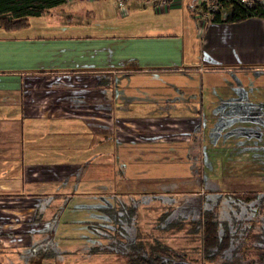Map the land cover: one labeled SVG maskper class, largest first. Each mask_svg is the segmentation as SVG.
<instances>
[{"label": "crops", "instance_id": "1", "mask_svg": "<svg viewBox=\"0 0 264 264\" xmlns=\"http://www.w3.org/2000/svg\"><path fill=\"white\" fill-rule=\"evenodd\" d=\"M206 1L65 0L28 25L0 26V224L11 226L1 233L55 224L60 242L85 237L86 224H109L104 208L118 196L147 194L144 224L141 209L184 193L264 192V183L173 184L191 174V158L208 165L202 181L215 166H250L264 181V131L247 126L264 103V76L237 79L264 75V15L224 20L223 6L207 19ZM171 14L176 28L163 20ZM247 83V93L232 87Z\"/></svg>", "mask_w": 264, "mask_h": 264}, {"label": "trees", "instance_id": "2", "mask_svg": "<svg viewBox=\"0 0 264 264\" xmlns=\"http://www.w3.org/2000/svg\"><path fill=\"white\" fill-rule=\"evenodd\" d=\"M64 1L0 0V26L5 29L23 27L28 25L31 16L39 15ZM224 6L230 9V12L223 17L224 20H239L250 15H264V2L261 0H253L249 5L237 0H224ZM218 17L219 15L215 14L212 19ZM129 196V201L118 196L117 204L110 207V210L118 212V209L123 208L126 211H135L137 214L139 207L143 206L147 194L138 197ZM171 206V201L167 206L166 204L157 206V213L153 219L160 227L157 234H150L148 231L142 232V236L148 237L149 240L141 241V250L138 251L140 264H153V262L158 263L159 261L161 263L174 261L178 264H194L192 260H181L184 257L181 255H185L184 244H181L180 241H178L179 244L168 243L162 239L164 235L181 236L185 242H190L189 248H200L208 264H231L227 260L229 252L235 253L237 248L241 253L247 251L249 241L245 238L253 236L263 238L259 231L262 228H257V232L254 233L250 230L252 224H264V192L259 190L207 192L202 195L200 215L197 217L189 215L168 217L172 210ZM250 210L252 215L248 214ZM132 219L133 217L130 216L124 222ZM160 222H164V224H159ZM240 224L249 225L245 227ZM96 225L101 226L102 224L97 223ZM177 232L179 234H176ZM252 247L257 250L262 248L259 244H252ZM261 251L264 252V250ZM220 257L225 259L218 261ZM232 257L234 258V254ZM133 263V256H128V264Z\"/></svg>", "mask_w": 264, "mask_h": 264}, {"label": "rangeland", "instance_id": "3", "mask_svg": "<svg viewBox=\"0 0 264 264\" xmlns=\"http://www.w3.org/2000/svg\"><path fill=\"white\" fill-rule=\"evenodd\" d=\"M108 4H111L113 1L116 0H107ZM203 3H201L200 7L201 10H203ZM186 7V4H184ZM134 15H137V13L130 11L129 17H132ZM32 19V22L35 20H39L36 18L30 17ZM153 19H151L152 21ZM163 20L167 21V23L170 27L176 28L178 27L181 20H179L177 15L171 14V15H165L163 17ZM56 28V27H55ZM242 73H237V79L239 81H243L245 79H252L253 77L258 76H264L254 73H246L244 75H240ZM264 74V73H263ZM232 79V77H231ZM236 88L237 93H247L252 87L253 84L247 83L245 84H236L235 86H232ZM245 104L248 102H244ZM254 105H258V108L254 111L251 119L253 120V123L251 125H247L248 127L257 128L260 127L262 131H264V103L261 101L254 102ZM238 112V111H237ZM245 112V111H244ZM241 113V112H238ZM261 114V115H260ZM233 117L222 116L220 118V126L227 124L229 120H232ZM258 122V123H255ZM237 129L242 130L245 125L239 124L236 125ZM261 140H258L257 144L264 143V132L259 137ZM258 138V139H259ZM190 152V150H189ZM208 158V157H207ZM190 171L191 174L187 176V174H183V176L180 177L181 180H174L173 184H183L186 182L193 183V184H202L205 188L215 186L217 188H223V189H234L236 187H239L240 185H261L264 183L259 180L260 173H258L254 168L252 171V174L249 172L250 166H244L246 170H238V172H228L224 169H222L221 166H213L212 172L208 174L207 172L203 175L204 180L200 178V168L201 166L203 168L206 167L205 170H207L208 165H200V158L190 159ZM260 167L264 168V159L262 163L260 164ZM215 169V170H214ZM232 173V174H230ZM262 176V175H261ZM252 177V182H250V179ZM264 187V186H263ZM1 192V191H0ZM223 192V190H222ZM228 192V191H227ZM187 193H184L186 195ZM5 196L0 195V200L4 201ZM200 200L201 195L199 192H195L194 195L190 196H175L171 200L172 202V216H180V215H189L193 217H197L200 215ZM168 203V202H167ZM256 206V205H254ZM157 211H154L153 209H141L140 210V216L142 218H151L153 219L155 217V214ZM248 214L252 215L251 210L248 212ZM6 214H0V218H5ZM254 216V214H253ZM133 224H130V232L133 234L135 232V226ZM243 226H248L249 224H240ZM19 226V225H14ZM28 226V225H27ZM144 227L149 228V224H143ZM11 228L9 224H0V242L2 243V247L0 248V261L2 264H80L84 259H89L88 251L84 245L77 243L76 241L71 242L70 245H68L69 250H73L77 252V255H70V253H64L63 251H59L60 248H58V245L52 244L49 245L47 243H44L43 236H46L45 231H41L40 235H36L34 231L31 229H28L27 232H25L21 237L12 238L9 237L1 231H5L6 229ZM257 228H264V224H252L250 225V230L254 233L257 232ZM262 236H264V230L261 229ZM257 237V236H254ZM255 241V240H253ZM76 243V244H75ZM66 246V245H64ZM87 257V258H86ZM98 257L94 256L90 258L91 260H95ZM100 264H117L120 263V260L117 256L114 255H108L104 258V260L99 262Z\"/></svg>", "mask_w": 264, "mask_h": 264}, {"label": "flooded vegetation", "instance_id": "4", "mask_svg": "<svg viewBox=\"0 0 264 264\" xmlns=\"http://www.w3.org/2000/svg\"><path fill=\"white\" fill-rule=\"evenodd\" d=\"M146 199L147 198H145L144 200ZM112 206H115V204L109 205L104 208V215L107 216L109 224H104V222L101 223V221H92L89 224H86L87 226H85V229H83V231L87 233L85 237H77L72 239L68 238L60 242L56 237H52L53 228L55 224H31L29 229L34 231L36 235H40L41 231H45L47 235L43 236L45 241L44 243H47L49 245L56 244L58 245V248H60L59 251H63L64 253H70V255L78 254L77 252L68 249L67 246L70 245L71 242L76 241L77 243L84 245L86 248H88L87 251L89 252V259L86 257L87 259H84L80 264H100L99 262L104 260V258L108 255L117 256L120 260V263L117 264H128V256H133V264H140L138 251L141 250V241L149 240L148 237L142 236V232L148 231V233L150 234H157L159 232L160 227L155 221H153L154 218H145L144 224H149V228H146L143 226V224H137L139 219V211L136 214L135 211L130 212L131 210L126 211L122 208L123 210L118 209V212H116L112 209L110 210V207ZM130 216H132L133 219L128 222H124ZM171 216L172 210L168 217ZM97 223H100L102 225L98 226L96 225ZM130 224H133L135 226V232L133 234H131L130 232ZM159 224H164V222H160ZM262 229L264 230V228ZM176 234H179V232H177ZM162 239L164 241H167L168 243L174 244H179L178 241H180L181 244L185 245V255H181V257L184 256L181 258V260H192L194 264H208L207 259L203 257L202 250L198 247L189 248L188 244L190 242H185V239H183L181 236L174 237L173 235L169 234L168 236L164 235ZM245 239L249 241V247L247 248V251L241 253L240 249L237 248V251L235 253L229 252V255L227 254V260L231 262V264H264V252L261 251L264 250V236L263 238L253 236ZM175 240H177V242H175ZM252 244L261 245V250L253 248ZM1 247L2 243L0 242V248ZM233 254L234 258L232 257ZM94 256L98 258L95 260H91L90 258ZM224 259L225 258L220 257L218 261H222ZM0 264H2L1 261ZM153 264L178 263L174 261H166L164 263H161V261H159L158 263L153 262Z\"/></svg>", "mask_w": 264, "mask_h": 264}, {"label": "built area", "instance_id": "5", "mask_svg": "<svg viewBox=\"0 0 264 264\" xmlns=\"http://www.w3.org/2000/svg\"><path fill=\"white\" fill-rule=\"evenodd\" d=\"M147 3H151L157 6H167L171 0H143ZM244 4H251L253 0H237ZM117 4L120 7H125V0H117ZM224 6V0H208L204 4V8L202 10L201 16L205 18H209L212 16V11L219 10Z\"/></svg>", "mask_w": 264, "mask_h": 264}]
</instances>
